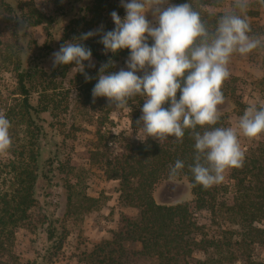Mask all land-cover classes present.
<instances>
[{
    "label": "trees",
    "instance_id": "trees-1",
    "mask_svg": "<svg viewBox=\"0 0 264 264\" xmlns=\"http://www.w3.org/2000/svg\"><path fill=\"white\" fill-rule=\"evenodd\" d=\"M55 15L42 13L33 3L20 0H0V16L9 17L13 24L15 39L8 46L0 47V56L10 48L12 72L17 82L16 95L21 97L17 111L26 127L25 143L19 154L20 160L12 163V180L6 190H0V264H19L13 248L17 230L22 227L38 228L42 226L49 242V248L39 264H52L54 251L63 248L66 241V229L60 217L47 200V190L62 174L66 159L63 142L56 137L55 114L63 107L62 83L68 79L75 64L53 66L52 54L61 45L68 42H80L92 51L91 61H84V72L74 69L71 87L78 88L82 106L93 113L96 120L94 137L98 144L88 151L90 160L101 164L105 176L119 181L120 201L125 207L138 211L135 218L124 216L120 228L110 240L97 244L85 255V264H140L141 259L154 260L157 264H215V260H200L197 254L209 248L222 249L214 245L203 235L202 227L195 218L190 204L172 206L158 204L153 189L162 180L169 179V166L176 160L184 163L177 178H185L191 186L194 207L197 210L225 208L232 222L241 228L242 239L230 247L248 254L249 247L264 249V229L255 227V223L264 220V134L245 153L243 166L232 169L231 179L235 182L234 193L229 200L219 202L215 187L205 190L196 185L189 166L194 165V138L190 130H185L182 143H173L169 138L162 145L152 137L146 141L128 143L121 153L108 155L101 151L105 138L104 118L115 107L107 97L93 98L92 90L98 82L102 64L112 62L105 74L114 73L113 63L121 58H129L131 50L121 49L117 53L105 55L104 45L100 43L103 32L112 31L116 25L110 20L113 11L123 12L120 0H50ZM225 0H172L173 5L190 3L198 11L202 22L210 33L214 32L219 19L228 12H214L220 9ZM127 2V0H125ZM237 14L246 16L251 31L250 37H264V27L250 22L259 16L252 9ZM12 26V25H11ZM41 27L45 41L38 46L29 30ZM100 30L87 40H79L83 33ZM149 46L154 40L148 37ZM264 44V43H263ZM254 51V50H253ZM259 52V49L255 50ZM264 52V51H263ZM94 66L90 67L89 64ZM50 65V66H48ZM264 66V56L262 57ZM85 73L91 79H86ZM264 83V79L262 80ZM225 84V83H224ZM226 99L227 93L222 87ZM68 94V93H66ZM181 93L177 92V100ZM144 98L136 96L129 100L125 109L134 129L142 113ZM67 106V105H66ZM170 102L163 105L170 108ZM52 118V119H51ZM224 117L214 127H225ZM198 130L199 126H198ZM69 192L68 202L71 200ZM41 206L42 216L33 218L35 208ZM128 246L137 248L130 250ZM245 264H264L253 261L250 255L243 258ZM219 263V262H218ZM27 264H38L27 262Z\"/></svg>",
    "mask_w": 264,
    "mask_h": 264
},
{
    "label": "rangeland",
    "instance_id": "rangeland-1",
    "mask_svg": "<svg viewBox=\"0 0 264 264\" xmlns=\"http://www.w3.org/2000/svg\"><path fill=\"white\" fill-rule=\"evenodd\" d=\"M33 3L42 13L55 15L56 11L50 0H20ZM68 0H63L66 4ZM122 2V0H120ZM125 2V0H123ZM173 5L172 0L162 7ZM235 0H225L220 9H211L214 12H230L234 9ZM258 10L259 16L248 20L264 27V0H248L246 11ZM117 13V12H116ZM121 20L126 18V10L117 13ZM113 21L111 15H109ZM9 17L0 16V47H7L15 38L13 24L6 21ZM146 19L153 27L158 26L156 14L152 10L146 12ZM114 22V21H113ZM12 25V26H11ZM33 41L41 46L45 41V34L41 27L29 30ZM264 42H262V45ZM0 56V113L5 114L9 119V129L12 140L11 148L6 155H0V190H6L12 180L10 169L12 163L20 160L19 154L25 143L26 127L17 111V105L21 97L16 95L17 82L12 72L10 48H7ZM259 49V52L255 51ZM251 53L241 56L234 53L229 61V78L224 82L223 88L227 93L225 102L218 106L221 117H224L226 126L237 128L239 118L250 105L258 109L264 105V46L258 47ZM128 58H121L113 63V72H119L127 68ZM50 66V65H48ZM151 67L147 72H151ZM75 71L69 73L68 79L62 83L65 89L62 92L63 107L56 112L54 121L57 140L63 142L62 148L66 159L62 166L60 181L55 180L47 190V200L60 217L66 229V241L63 248L54 251L52 264H85L84 257L95 245L110 240L113 234L120 228L124 216L135 218L138 211L131 207H125L120 201L119 181L108 179L101 164L90 160L88 151H91L98 141L94 133L98 123L93 119V113L82 106L78 88L71 87ZM143 77L145 72H137ZM68 93V94H66ZM67 105V106H66ZM128 109L117 110L116 107L105 115L104 122L105 138L101 142V151L108 155L121 153L128 143L146 141L139 129L143 126L141 120L139 129H134L129 116ZM238 131V129H237ZM240 144L244 153L248 151L258 140L249 142L242 135L239 136ZM232 169L225 174V180L214 185L219 193L218 201L229 200L234 193L235 182L231 179ZM71 200L68 202L69 192ZM155 201L160 205L172 206L182 203L190 204L195 218L202 227L203 235L209 241H213L222 249L209 248L206 254L200 252L197 258L204 260L209 258L215 260V264H245L244 257L250 255L253 261L264 263V249L261 247H249L248 254L237 251V247L227 245L240 241L243 236L241 228L232 222V218L225 208L217 207L212 213L209 210H197L194 207V196L191 186L185 178L166 179L160 181L153 189ZM33 218L42 216L41 206L33 211ZM255 227L264 229V220L256 222ZM49 248L44 228L38 226L22 227L17 230L16 242L13 248L14 255L18 257L19 264L40 263L42 256ZM132 250L137 248L128 246ZM219 262V263H218ZM140 264H157L154 260L141 259Z\"/></svg>",
    "mask_w": 264,
    "mask_h": 264
},
{
    "label": "clouds",
    "instance_id": "clouds-1",
    "mask_svg": "<svg viewBox=\"0 0 264 264\" xmlns=\"http://www.w3.org/2000/svg\"><path fill=\"white\" fill-rule=\"evenodd\" d=\"M167 3L168 0H122L126 18L122 21L115 11L111 13L116 27L103 32L100 43L105 55L130 49L126 61L130 70L105 74L112 62L102 64L92 95L94 100L107 97L117 110L125 109L136 96L144 98L140 118L143 126L139 129L144 140L152 137L162 145L171 137L173 143H182L185 130H190L195 149V163L189 166L193 186L201 185L207 190L221 184L228 170L243 166L245 153L240 135L251 142L264 134V105L259 109L255 105L247 107L236 129L214 127L220 118L218 106L225 102L222 87L230 76L227 66L231 56H244L264 46V37H250L246 16L235 10L221 16L210 33L190 3L162 7ZM247 7L248 0H235L234 8L240 13ZM149 10L156 14L157 27L146 19ZM98 31L83 33L79 40L92 38ZM148 37L154 40L152 46L147 43ZM91 57V49L80 42L63 44L52 54L54 67L75 64L74 69L81 73L83 62L91 61ZM141 71L145 72L143 77L136 74ZM85 76L91 79L86 73ZM168 102L171 106L166 109L163 105ZM10 127L9 119L0 113V155H6L11 148ZM184 166L179 159L170 165L169 179H175Z\"/></svg>",
    "mask_w": 264,
    "mask_h": 264
}]
</instances>
